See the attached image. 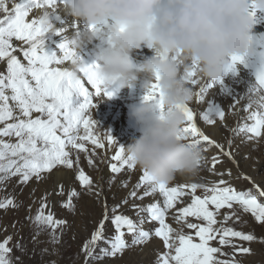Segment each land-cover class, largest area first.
Masks as SVG:
<instances>
[{
    "label": "snow or ice",
    "instance_id": "snow-or-ice-1",
    "mask_svg": "<svg viewBox=\"0 0 264 264\" xmlns=\"http://www.w3.org/2000/svg\"><path fill=\"white\" fill-rule=\"evenodd\" d=\"M63 3L64 0H0V60H7V74L0 73V124L3 125L0 127V184L13 177L18 178V182L22 184L33 178L40 181L45 178V173H51L58 166L73 169L74 163L79 164V155L75 161L72 158L73 150L83 151L84 141H90L96 148L105 147L104 140H107L110 147L116 148L118 145L110 132L106 131V135L100 136L96 122L91 119V109L95 107L93 98L101 93L111 97L114 93L98 76L99 65L96 62L85 63L70 46L66 36L70 28L69 20L60 10ZM44 9L51 14L55 25L53 31H49L39 19L38 14ZM33 10H38L35 17L31 22H26ZM252 14L256 28L252 36L250 55L258 52L261 61L255 67L254 83L243 95L233 94L230 106L236 108L244 102L242 108L247 113L244 119L251 123H244L234 131L251 134L247 135L249 141L261 138V130L264 129V30L257 29V26L264 28V10L257 11L253 8ZM105 24L106 22L89 27L103 38ZM49 32L64 37L57 46L58 51H45L46 34ZM13 38L28 45L21 49L26 64L13 55L16 51L12 46ZM247 57H231L224 66L221 78L216 81L203 79L195 62L185 67L179 57L175 58L181 66L183 78L192 89L191 101L207 105L199 113L190 107L189 103L178 106L184 115L183 137L191 145L200 146L203 152L212 147L218 149L233 163L235 160L232 152L225 151L223 144L206 134L198 126V120L210 126L216 125L217 120L221 123L225 121V109L212 99L206 100V97L209 90L217 86L221 90H227L224 77L238 74L239 66L248 67ZM76 64H82L83 67L76 69ZM156 80L157 83L152 86V94L145 95L144 99L162 96L158 75ZM194 88L198 90L194 91ZM74 94L83 98L78 106L73 105ZM231 143L229 141L230 146ZM112 159L118 162L110 165L112 173H120L125 168H137L120 145ZM88 163L91 165L93 162L89 159ZM221 163L218 156L214 155L209 167L208 161L203 157L200 167V171L207 168L219 177L218 182H179L176 186L156 183L142 170L139 183L134 186L135 190H132L129 196L143 202L145 197L152 198L156 193H160L164 197L163 203H133L135 218H131L126 214L117 213L120 205L109 209L105 201L102 206L103 218L82 248L86 264H100L104 257H116L127 247L144 244L153 235L159 237L167 249L158 256L157 264H238L234 259H219L217 254L225 256L227 253H224L221 247L210 246L209 242L215 241L217 237L221 246L232 243L228 237L253 241L255 237L252 234H244L225 225L233 217L240 218L233 207L234 204L243 212H250L256 221L264 223V201L257 198V194L264 198V187L252 181L251 177L245 176L244 179L252 182L256 193L251 190L237 191L224 179L225 175L232 176L231 170L226 173L217 170L216 166ZM77 179L88 193L98 187L83 169H79ZM200 179L203 181L205 178ZM124 186L127 187V184ZM140 189H143L142 194H138L137 190ZM198 189L202 190V195L197 194ZM78 195L79 193L72 190L63 206L73 209L72 198ZM96 196H100L99 191H96ZM188 196L191 202L187 206L178 207L177 202L183 203V198ZM122 203L127 205L129 201L126 198ZM10 206H16L13 199L0 200V209ZM210 206H214V210H211ZM222 209L225 211L222 212ZM170 213L176 227L166 222ZM189 217H195L199 223L189 221ZM34 222L41 231L51 227V242L59 243L60 236L56 234V229L61 228L62 231L66 221L54 220L51 212L45 215L42 206L34 217ZM106 222H110L114 227L113 235L106 234ZM152 222L159 225L154 232L145 229V225ZM185 227L196 230L195 236L199 238V243L194 242L192 234L184 231ZM11 239L9 236L0 242V264H16L11 255L12 248L8 247ZM16 247L20 245L17 244ZM233 249L234 252L240 253L251 251L247 247L237 248L235 245Z\"/></svg>",
    "mask_w": 264,
    "mask_h": 264
},
{
    "label": "clouds",
    "instance_id": "clouds-1",
    "mask_svg": "<svg viewBox=\"0 0 264 264\" xmlns=\"http://www.w3.org/2000/svg\"><path fill=\"white\" fill-rule=\"evenodd\" d=\"M253 8L264 10V0H64L60 6L66 17L89 28L69 36L74 49L98 36L89 26L110 21L105 46L96 54L97 73L106 87L123 89L143 81L145 95H151L159 76L162 96L143 99L131 110L140 135L124 147L135 166L156 183L170 184L178 176L192 181L203 162L201 147L183 137L184 115L178 106L191 102L193 93L175 58L185 67L195 62L203 79H220L231 57L252 52ZM38 15L53 31L50 12ZM142 48L152 55L134 63Z\"/></svg>",
    "mask_w": 264,
    "mask_h": 264
},
{
    "label": "rangeland",
    "instance_id": "rangeland-1",
    "mask_svg": "<svg viewBox=\"0 0 264 264\" xmlns=\"http://www.w3.org/2000/svg\"><path fill=\"white\" fill-rule=\"evenodd\" d=\"M248 61L251 62L250 59ZM250 62L249 65L252 64ZM252 65L255 67L257 63L253 62ZM252 65L249 66L251 70L254 69ZM79 98L80 101L74 102V106L82 103L83 98ZM120 98L127 105L129 96L124 95ZM94 104L95 107L91 109V119L96 122L100 136L106 135V131L110 132L118 145L126 147V132L128 127L125 118L116 113L110 114L109 110L104 109L102 103L94 102ZM198 124V126L203 125L201 121H198ZM2 126L0 124V127ZM239 127L240 125L237 129ZM247 135L251 134L239 133L237 137L238 141H236L232 137L234 136L232 132L226 136L224 141H217L223 144L225 151L232 152L235 163L227 156L222 155L214 147H212L213 152H210V150L203 152V157L208 161V166L210 167L212 155L218 156L222 163L218 164L216 168L218 171L225 173L231 170L234 185H230L233 188L236 187L235 189L237 191L247 192L251 190L253 193H256L252 182L244 179V177H251V173L256 170L257 180L255 183L264 187V151L256 149V153H253L251 155L252 158H250L253 161L246 160L243 165L244 152L246 154L248 151V147L243 146L244 140L249 142ZM209 136L218 140L212 134ZM256 140H251V142L257 146L253 144L250 148H257L258 146L263 148L261 139L258 138ZM229 141L232 142L231 146L229 145ZM84 144L85 149L83 151L73 150L72 157L75 161L76 156L79 155V158L82 160H79L78 165L74 163L73 169H66L63 177L56 178L52 170L51 173H45V178L40 181L33 178L28 183L22 184L18 182V178L13 177L4 184H0V200L13 199L16 205L15 207L10 206L6 209H0V242H3L9 236L12 237L8 247L12 248L11 255L16 264H86L82 248L85 241L90 239L91 233L103 218L102 206L105 201H107L109 209L113 206L120 205L117 210L118 214L123 213L131 218H135V209L132 208L133 203L143 204L159 199V193H156L152 198L145 197L143 202L129 196L134 186L139 183L142 170L139 168L134 170L125 168L120 173L111 172L110 165L112 163H118L112 159L115 151L118 150V145L116 148L111 147L114 149L113 152L111 150L108 152V149L105 148L109 146L107 140H104L105 147L103 148H96L90 141H84ZM237 144L241 146L239 147ZM253 156H255V159ZM89 159L93 162L91 165L88 163ZM82 164H84L85 168H82ZM219 166L220 168L218 169ZM79 169H83L85 174L92 179L93 184L98 185V187H94L92 193H88L87 189L77 179ZM128 171L129 173H127ZM201 172L210 179L214 176L207 168ZM108 174L112 175L113 181L111 180L112 182L110 184H106L104 181V176ZM114 176L115 179H113ZM225 178H228V176L225 175ZM177 183L174 180L169 186H176ZM125 184H127V187L124 186ZM72 190H75L79 195L72 198L74 208L68 209L63 205L67 203L68 196ZM120 190L124 191L121 197H119ZM96 191L100 192L99 197L96 196ZM137 191L138 194H142L143 189ZM126 198L129 201L127 205L122 203ZM257 198L258 200L264 201V198L259 197L258 194ZM188 200V202L183 200V203L177 202V206H187L191 202L190 197ZM42 206L45 215L51 212L54 220L66 221V225L62 226V231L61 228L56 229V234L60 236L59 243L54 244L51 242V227L41 231L34 222V217L37 215L38 210H41ZM233 207L237 210L240 218L236 219L233 217L225 226L231 227L235 231H241L244 234H252L255 239L253 241H241L238 237H228L232 243L221 246L218 242L219 237H217L215 241L209 242L210 246L221 247L222 251L227 253L225 256L217 254L219 259H234L238 264H264V223L256 221L250 212H243L238 205L234 204ZM221 211L225 210L222 209ZM188 220L193 223H199L195 217H189ZM166 222L171 225L173 224L172 215L167 217ZM156 227H159L158 223L152 222L150 226L146 227V230L154 232ZM184 231L192 234L194 242L199 243V238L195 236V229H187L185 227ZM114 233V227L110 222H106V234L113 235ZM17 244L20 247H16ZM233 245L237 248L247 247L251 251L250 253L234 252ZM101 246L104 247L106 245ZM166 250L163 241L153 235L144 244L127 247L116 257H104L100 264H157L158 256ZM97 252H99V249H97ZM17 258L19 259L17 260Z\"/></svg>",
    "mask_w": 264,
    "mask_h": 264
},
{
    "label": "bare ground",
    "instance_id": "bare-ground-1",
    "mask_svg": "<svg viewBox=\"0 0 264 264\" xmlns=\"http://www.w3.org/2000/svg\"><path fill=\"white\" fill-rule=\"evenodd\" d=\"M37 11L38 10H33V12L30 13L29 16L26 18V22H31V20L35 17ZM66 19L69 20V25H70L69 30L66 32L67 39L69 38L70 35L82 34V33L87 32L89 30L88 26L86 24H84L83 22L76 21V20L70 19L68 17H66ZM109 23H110V21L106 22L105 29H106V27L108 26ZM257 29L258 30H264V28H261L260 26H257ZM63 39H64L63 36L56 35L54 33L49 32L48 34H46L45 51H58L57 46H58L59 43L62 42ZM105 43H106V41H105L104 38H101L100 36H97L92 42L85 43L81 48L75 49V51H76L77 55L85 63L91 64L93 62H96V54H97V52H98V50L100 48H103L105 46ZM12 46L14 48H16V51L13 53V55H16L17 58L22 63L26 64L27 61L24 59L23 52H22L21 49L26 48L28 45H26L23 41H17L15 38H13L12 39ZM151 55H152V52L149 49L142 48V49L138 50L134 54V63H140V62L143 61L144 58H146L148 56H151ZM249 59L251 60L252 64H253V62L257 63V65L255 67H257L259 65L260 61H261V57L259 56V53L258 52H254L252 55H250V56H248L246 58V63L248 64V67L239 66L238 74H236V75L230 74V75L224 77L225 87H226L227 90H221L217 86V87H215L213 89H210L209 90V94L206 97V100L207 99L214 100V102L216 104L220 105L221 107H223L225 109V112H226V118H225L224 122L221 123L219 120H217V124L216 125H212V127H211L210 125H205L203 123V121H201L203 123V125L199 126V127H202V130H204L206 134L214 135V138L218 139L217 141H220V142L224 141V139H226V136L229 135V133H232V132L234 133V136H232V137H234V140L238 141L237 137H238L239 133L234 131V129H237V127L239 125L242 126L244 123L250 122V121H246L244 119L247 116V113H245L243 111V108H242V105L244 103L243 101L241 102V105H237L236 108H231L230 107L232 105L233 94H235V95H243L244 92H246L247 89L252 85V83H254V79H255L254 78V71H255L254 65L255 64L254 65L250 64V65H252L254 67V69H252L253 70L252 71L251 67H249L250 66L249 65L250 61H248ZM0 73L7 74V60L6 59L0 60ZM88 87L90 88V86H88ZM90 90H91V88H90ZM109 90L114 93L111 97H108V96L104 95L103 93H101L99 96H95L93 98V102L102 103L104 109L109 110L110 114H115L116 113L117 115L123 116L125 118V121H126L127 127H128L127 132H126V146H127L136 137H138L140 135L139 126L136 124V122L132 118L131 110L135 106H137L138 103L140 104L143 101V99H144L145 90L143 88V81H138L134 86L126 87V88H123V89H120L118 86L113 85L111 88H109ZM195 90H198V89L194 88V91ZM124 95L129 96V102L127 103V105L125 103H123L121 98H120L121 96L123 97ZM79 101H80V98L74 94L73 103L74 102H79ZM189 105L194 110H196L197 113H199L200 111L205 109L206 106H207L206 104H197L195 102V100L189 102ZM237 109H239V110L237 111ZM233 113H236V114H233ZM198 121H200V120H198ZM261 131H262V136H261L260 139L262 141L263 148L261 146H258L257 148H250V146H252L255 143H253L251 141L246 142L243 139L244 140L243 146L244 147L247 146L248 147V151H247L246 154L244 152V162H242V164L245 163L246 160H248V161L251 160L250 159V158H252L251 155L253 153H256L255 152L256 149L259 150V151L260 150L264 151V129H262ZM255 145H254V147H255ZM236 146H235V148H236ZM105 148L108 149V152L110 150H111V152L114 151V149L109 147V146L105 147ZM245 149L247 150V148H245ZM209 150H210V152H213L212 148H209ZM239 150H238V152H239ZM253 157L255 159V156H253ZM79 160H82V159L79 158ZM251 161H253V160H251ZM82 168H85L84 164H82ZM219 168H220V166L218 167V169ZM66 169L67 168H65L63 166H58L56 169H53V173L55 174L56 178L63 177L65 175L64 171ZM254 172L251 173L252 175H250V176L252 177V180L256 181L257 180V178H256V172L257 171L255 172V174H254ZM127 173H129V171ZM200 177H204L205 179L202 181L200 179ZM216 177L217 176L214 175L210 179L209 177H206L205 175H203V173L200 171L198 177L196 179L192 180V181H188L185 178L180 177V176H178L175 180L178 183L179 182L207 183L208 181H218L219 178L218 177L216 178ZM232 178L233 177L231 176V177L225 178V180H227L229 182V184H233L234 181H233ZM111 180H112V175L111 174H108V175L104 176V181H105L106 184H110ZM123 194H124V191L120 190L119 191V197H121ZM197 194L198 195H202V190L198 189ZM159 195L160 196H159L158 200H153V201H150V202H160L162 204L163 203L162 201H163L164 197L160 193H159ZM189 197H184L183 200L187 201ZM202 198H203V196H202ZM148 203L149 202H146V203H143V204L147 205ZM213 207L214 206H210V209L212 210ZM169 215H172V214L170 213ZM150 224L151 223L146 224L145 225V229H146V227L150 226ZM172 225L174 227L177 226L175 224V222H173ZM230 226H232V225L230 224Z\"/></svg>",
    "mask_w": 264,
    "mask_h": 264
}]
</instances>
